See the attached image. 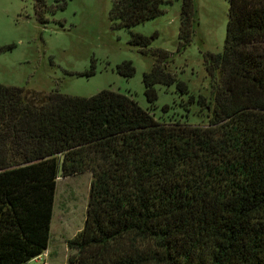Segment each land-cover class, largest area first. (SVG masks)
Returning <instances> with one entry per match:
<instances>
[{
  "label": "trees",
  "instance_id": "1",
  "mask_svg": "<svg viewBox=\"0 0 264 264\" xmlns=\"http://www.w3.org/2000/svg\"><path fill=\"white\" fill-rule=\"evenodd\" d=\"M225 1L222 50L204 55V127L158 122L109 90L84 98L0 85V264L47 249L55 180L86 170L68 264H264V0ZM162 2L112 0L108 16L129 28L160 15ZM32 3L39 18L52 12ZM196 25L193 0H180L177 51ZM155 35L128 41L154 57L141 76L148 104L156 84L188 92L166 69L168 52L147 49ZM115 71L129 78L134 68L122 61Z\"/></svg>",
  "mask_w": 264,
  "mask_h": 264
},
{
  "label": "rangeland",
  "instance_id": "2",
  "mask_svg": "<svg viewBox=\"0 0 264 264\" xmlns=\"http://www.w3.org/2000/svg\"><path fill=\"white\" fill-rule=\"evenodd\" d=\"M111 3L44 0L52 12L39 18L32 0H0V85L84 98L104 89L130 97L158 122L206 126L207 111L197 103L198 97L212 101L204 55L222 50L227 2L193 0L197 25L181 51H177L180 0H163L160 15L129 28L114 26L108 16ZM132 33L156 34L147 49L168 52L166 69L186 84L187 94H178L173 84H156L155 101L146 102L141 76L154 57L129 44ZM122 61H130L134 68L129 78L115 71ZM189 95L194 98L190 103ZM91 180L87 170L56 178L47 249L24 264H68L75 251L67 248L66 240L83 227Z\"/></svg>",
  "mask_w": 264,
  "mask_h": 264
},
{
  "label": "crops",
  "instance_id": "3",
  "mask_svg": "<svg viewBox=\"0 0 264 264\" xmlns=\"http://www.w3.org/2000/svg\"><path fill=\"white\" fill-rule=\"evenodd\" d=\"M44 253V252H43ZM43 253L41 254V255H43ZM41 255H39L37 258H39ZM37 258H35V259H32V260H36Z\"/></svg>",
  "mask_w": 264,
  "mask_h": 264
}]
</instances>
